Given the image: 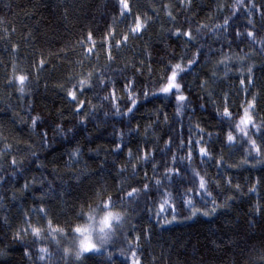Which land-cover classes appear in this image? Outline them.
<instances>
[{"label":"trees","instance_id":"obj_1","mask_svg":"<svg viewBox=\"0 0 264 264\" xmlns=\"http://www.w3.org/2000/svg\"><path fill=\"white\" fill-rule=\"evenodd\" d=\"M126 3L0 0V264H264V0Z\"/></svg>","mask_w":264,"mask_h":264},{"label":"snow or ice","instance_id":"obj_2","mask_svg":"<svg viewBox=\"0 0 264 264\" xmlns=\"http://www.w3.org/2000/svg\"><path fill=\"white\" fill-rule=\"evenodd\" d=\"M123 6L125 9H127L128 5L126 3V0H122ZM141 24L139 22L136 23L135 27L132 29L133 32H138L141 28ZM251 35V33H249ZM89 51H91L89 49ZM176 69H180V65H176ZM182 70V69H181ZM176 77H177V71L173 70L172 75L169 77V81L165 87L161 89L162 92L164 93H169L171 90L175 89L176 91H179L180 85L176 82ZM18 80L22 84L23 81L25 80L24 76L18 77ZM81 83H86L82 81ZM23 90V89H21ZM73 99H75V93H69ZM179 99L183 101L185 97L183 95L179 96ZM133 104H135V101H133ZM129 112L132 111L131 108L128 110ZM225 115H228L227 112H225ZM247 115V113H246ZM241 123H246L245 120H242ZM229 141L233 139L232 135L229 134L228 136ZM201 153L206 154L205 149L201 148L200 149ZM199 186L201 189L205 188V181L204 178H200V183ZM129 195H132V193H129ZM167 203V201H165ZM189 204L191 201L188 202ZM103 207L105 209H110L113 207V202L111 201V198L109 197L107 201L104 202ZM94 211V210H93ZM121 217L118 213H114L111 210H108L105 212V214L99 219V221H96L95 224L93 223H88L86 225L82 226H77L73 229V231L81 237L79 241V247L80 251L76 253L77 258L80 257L81 253L83 252H89L92 250H98L96 248V245L92 242V233L93 231L98 233V239L101 242V244L106 243L108 239L110 238V233H112L114 229V223L118 224L120 221ZM89 221H95V216L94 215H89L88 216ZM50 223V222H49ZM33 234L39 236L41 229L39 228H33L32 229ZM52 231H63L62 229H52ZM42 252L46 251V249H41ZM43 258V257H41Z\"/></svg>","mask_w":264,"mask_h":264},{"label":"rangeland","instance_id":"obj_3","mask_svg":"<svg viewBox=\"0 0 264 264\" xmlns=\"http://www.w3.org/2000/svg\"><path fill=\"white\" fill-rule=\"evenodd\" d=\"M126 10V9H124ZM92 46V44H90V47ZM248 114V113H247ZM248 116V117H247ZM246 117H244L243 119H241L238 123V131H239V135L240 137H242L244 140L247 141H251V137H252V133H251V118L249 116V114ZM242 120H245L246 123H241ZM251 143V142H250ZM252 144V143H251ZM104 214H99V215H94L95 216V221H89L88 219L86 220V222L83 225H86L88 223H93L95 224L96 221H99V219L103 216ZM121 221V219H120ZM116 229V224L114 223V229L113 231ZM112 233H110V238L108 239V241L106 243L101 244V242L98 239V233L93 231L92 233V242L96 245V248L98 250H92L89 252H83L81 253L80 256L84 255V254H88V253H101L103 251H105L107 249V246L109 245V241H111L112 239ZM81 237L79 236V234L74 233L72 240L69 243V251H71V253L73 254V256H76V253L80 251V247H79V241H80ZM77 257V256H76Z\"/></svg>","mask_w":264,"mask_h":264}]
</instances>
